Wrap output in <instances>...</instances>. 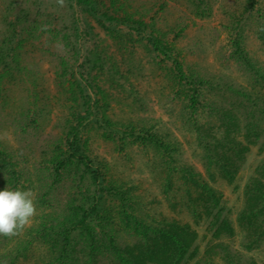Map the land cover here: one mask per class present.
<instances>
[{"label": "trees", "instance_id": "16d2710c", "mask_svg": "<svg viewBox=\"0 0 264 264\" xmlns=\"http://www.w3.org/2000/svg\"><path fill=\"white\" fill-rule=\"evenodd\" d=\"M106 1L108 5L104 0H65L72 11L68 26L62 17L42 7L38 0H2L0 97L4 94L3 80L12 79L13 73L20 75L24 70L20 50L27 43L31 44L46 35L53 43L62 44L71 54V60L59 58L53 74L57 87L67 94L66 101L70 103L64 122L68 124L70 118L75 124L65 125V130L63 128L57 139L43 151L40 170L34 165L31 169L23 167L28 162L27 157L16 160V156L0 144V190L6 185L12 190L20 189L23 178L29 181V187L35 182L32 178L43 187L36 195L40 214L31 225L18 236H0V248H9L6 251L5 248L0 255V264H19L29 258L35 259V264H255L253 259L242 261L243 256L233 252L227 242L216 245L220 249L218 261L213 257L217 253L209 252L210 248L198 256L196 246L192 247L194 233L190 232L187 224L147 215V210L134 193V187L114 176L105 159L90 156V140L95 137L110 142L118 152L133 146L152 150L162 160L159 167L166 175L164 191L171 189L172 177L177 176L186 187L184 194L188 202H191V190H195L198 199L215 210L209 222L211 226H216L215 235L219 237L226 233L231 238L235 234L231 222L221 215L220 195L210 183L216 177L229 183L235 180L248 148L230 135L236 132L238 118L232 110L225 109L222 102L203 100L201 89L213 88L211 82L183 70L177 56L180 52L175 49L173 41L167 39L169 33L158 28L153 18L148 22L142 17L134 18L125 10L124 0ZM187 1L194 3L202 15V0ZM248 5L251 7V3ZM163 6H160L161 9ZM246 12L248 7L243 9L240 18ZM88 18L96 22L104 38L92 33ZM43 26H47V31L41 30ZM180 32L174 33L173 38H177ZM86 36H91L95 46L87 49L85 54H79L77 43H81L80 39ZM258 36L264 46V32ZM101 42L107 43V47H114L119 54H128L121 58L125 64L134 54L133 45L143 49L153 66L169 62L171 71L167 80L172 88H179L180 85L174 96L183 95L182 105L188 113L187 120H195L200 110L218 119L219 130H215L213 125L203 129L202 133L195 128L196 143L202 150L201 165L207 179L191 166L179 163L175 157L177 147L166 142L153 125H145L138 118L124 117L119 121L111 117L109 112L114 100L129 98L131 103L140 101L133 88L128 90V95H124L126 90L122 91L123 84L117 80L119 77L129 82L131 67L120 74L116 63L107 58L106 46ZM232 44V58L249 72L254 88L260 86L264 89V69L247 56L238 37ZM101 83L107 87L101 86ZM224 84L223 87L235 90L248 101L258 100V94L262 96L256 93L252 98L251 94ZM114 89L117 94L113 96L111 91ZM253 103L255 106L258 104ZM260 112L264 113V107ZM31 122H36V119ZM248 126H253L245 133V137L250 138L248 132L260 125L254 122ZM217 131L221 137L216 135ZM256 134L254 132L253 136ZM246 142L252 143L250 139ZM257 171L260 177H252L246 184L245 207L237 216L239 228L247 233L242 241L246 251L258 248L264 241V164ZM67 181L68 192L64 202H61L56 192ZM25 188L22 187L23 190ZM47 208L49 211L46 213ZM206 212L209 215L211 211ZM32 252L39 256L32 257Z\"/></svg>", "mask_w": 264, "mask_h": 264}, {"label": "rangeland", "instance_id": "374dc122", "mask_svg": "<svg viewBox=\"0 0 264 264\" xmlns=\"http://www.w3.org/2000/svg\"><path fill=\"white\" fill-rule=\"evenodd\" d=\"M38 1L55 16L62 17L65 25H70L72 11L68 7L69 2H65L64 7H60L56 0ZM104 1L108 5L107 1ZM124 1L125 10L133 14L134 18L142 17L147 22L153 18L158 28L169 33L167 39L173 41L175 49L180 52L177 56L186 73L199 75L211 82L213 88L201 89L203 100L222 102L223 107L232 110L238 118L236 132L230 135L235 136L237 141L248 148L241 160L235 180L229 183L216 177V180L210 183L220 195L221 215L231 222L235 234L231 238H228L226 233L219 237L215 235L216 226L209 224L215 210L209 208L210 206L203 200L198 199V192L195 190L190 189L191 202H188L184 194L186 187L177 176L172 177L171 189L168 192L164 191L163 181L166 175L159 167L162 160L160 155L153 153L152 150H142L133 146L125 149L124 152H118L110 142L95 137L90 140V156L105 159L114 176L123 179L128 186L134 187V193L147 210V215L187 224L190 232L194 233L192 247L196 246L198 256L210 248L209 252L217 253L213 257L218 261L220 253L217 247L218 242H227L233 252L243 256L242 261L253 259L255 264H264V241L258 248L246 251L242 241L247 233L242 231L237 223V216L245 207V186L250 178L260 177L257 169L264 164V113L260 112L264 107V89L256 85L254 88L249 72L231 56L232 42L238 37L247 56L258 67L264 69V46L258 36L260 32H264V0L252 2L250 0H202L201 5L204 10L202 15L199 14L200 9L198 10L194 3L193 5L187 0ZM248 3H251V7ZM163 4L161 9L160 6ZM245 7H248V12L240 18ZM1 12L2 0H0V14ZM88 21L92 33L99 38H104V33L96 22L90 18ZM59 25L60 23L57 27ZM179 30H181L179 36L173 38L174 33ZM49 39L44 35L40 40L33 41L31 44L27 43L20 50L21 66L24 70L20 75L13 73L12 79L3 80L4 94L2 93L0 97V144L7 149L6 151L16 156V160L22 156L27 157L28 162L23 167L29 169L34 165L40 170L44 159L43 151L48 148V145L50 147L54 139H57L63 128L65 130V125L75 124L70 118L68 124L64 122L70 103L66 101L67 94L57 87L53 74L59 58L71 60V54L63 48L62 44L59 43L60 46L57 47L58 42L53 43ZM80 42L77 43L79 54H85L86 50L93 48L96 43H93L91 36L80 39ZM101 43L106 46L104 51L108 55L107 58L116 63L120 74L131 67L129 82L128 80L123 82L119 77L117 80L123 84L122 91L126 90L124 95H128V90L133 88L140 101L131 103V100L126 98L120 100L124 101L121 103L114 100L109 112L111 117L119 121H122L124 117L138 118L140 122L143 120L145 125H153L154 130L162 135L166 142L177 147L175 157L179 163L191 166L207 179L201 165L202 150L196 143L195 128L201 133L203 129L207 130V127L212 125L215 130H219L218 119L210 117L207 111L200 110L195 120H187L188 113L184 111L182 105L183 95L175 97L178 87L172 88L171 82L167 80V74L171 71L169 62L165 65L153 66L150 57L143 49L133 45L134 54L129 60L132 61H127L125 64L122 63L121 58L128 54H119L114 51V47L110 45L107 47L108 40L107 43ZM224 83L231 89L237 88L245 94H251L252 98H255L256 93H261L262 96L258 94V100L248 101L245 96L237 94L235 90L223 87ZM67 85L66 83L65 87ZM101 86L107 87L105 83H101ZM111 93L113 96L117 94L115 89ZM121 94L122 92L119 95ZM253 102H257V106ZM32 119H36V122L32 123ZM254 122L260 127L252 132L248 130L251 134L250 138L245 137L247 129L250 128L248 124ZM254 132L257 133L255 136H253ZM80 135L84 136V134ZM216 135L222 136L219 131ZM246 139H250L252 143L248 144ZM32 180L35 182L32 187H29V181L25 178L21 179L20 190L26 187L25 190L30 189L37 195L43 187H41L42 184H37L36 179L32 178ZM68 186L69 182L56 192V195L58 194L62 199L61 202L65 200ZM6 188L12 190L8 185L4 187ZM206 210L211 211L209 215ZM48 211L49 208L44 212ZM39 214L38 210L37 216ZM5 248V246L0 248V255L4 253ZM8 249L7 247L5 251ZM30 255L35 258L39 256L35 252ZM19 264H35V259L29 258L27 262L20 261Z\"/></svg>", "mask_w": 264, "mask_h": 264}, {"label": "clouds", "instance_id": "9594fccd", "mask_svg": "<svg viewBox=\"0 0 264 264\" xmlns=\"http://www.w3.org/2000/svg\"><path fill=\"white\" fill-rule=\"evenodd\" d=\"M60 7L65 0H56ZM47 31V26L41 28ZM59 42L57 47H59ZM38 214L36 193L32 190H0V236L12 238L30 226Z\"/></svg>", "mask_w": 264, "mask_h": 264}]
</instances>
